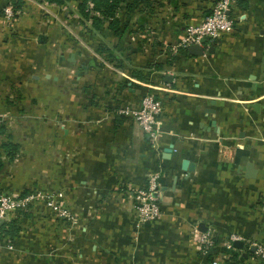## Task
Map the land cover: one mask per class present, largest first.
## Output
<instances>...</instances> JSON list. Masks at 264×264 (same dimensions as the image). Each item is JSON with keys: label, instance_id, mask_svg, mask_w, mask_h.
Here are the masks:
<instances>
[{"label": "crops", "instance_id": "obj_1", "mask_svg": "<svg viewBox=\"0 0 264 264\" xmlns=\"http://www.w3.org/2000/svg\"><path fill=\"white\" fill-rule=\"evenodd\" d=\"M14 1L7 23L0 0V142L19 150L0 192H61L77 224L17 212L0 264H264V0H238L234 30L203 56L180 43L214 0H122L117 32L93 4L85 19L82 0ZM148 94L162 101L156 137L121 113ZM152 174L161 217L137 231Z\"/></svg>", "mask_w": 264, "mask_h": 264}, {"label": "built area", "instance_id": "obj_2", "mask_svg": "<svg viewBox=\"0 0 264 264\" xmlns=\"http://www.w3.org/2000/svg\"><path fill=\"white\" fill-rule=\"evenodd\" d=\"M236 5L237 0H218L213 5L212 11L201 23L191 24L185 29L180 46L185 48L192 45L207 46L208 43L215 42L223 35L233 31L235 28V20L231 12ZM15 15V1L7 0L4 9V20L7 23L13 22ZM162 110V101L153 94H148L143 98L139 109H125L122 110L121 113L133 115L144 131L156 137L161 128V122L157 118L162 113ZM159 179V174L151 176L147 187L138 191L136 194L135 207L140 223L146 224L154 222L161 217V208L157 196ZM55 198L59 200L61 196L58 195ZM40 200H43L51 210L55 211L60 216H69L67 212L61 209V206L58 205L56 200L46 197L43 192L36 194L31 193L23 197L2 193L0 195V238L2 226L7 223L12 213L18 211H31L33 207L38 205ZM195 233L198 236L199 242L205 249L213 247L214 243L208 235L200 234L197 229H195ZM8 247L9 249H13L12 245ZM258 257L264 263L263 246L258 248ZM213 264H218V262H214Z\"/></svg>", "mask_w": 264, "mask_h": 264}, {"label": "trees", "instance_id": "obj_3", "mask_svg": "<svg viewBox=\"0 0 264 264\" xmlns=\"http://www.w3.org/2000/svg\"><path fill=\"white\" fill-rule=\"evenodd\" d=\"M49 4H56V5H62L66 2H71L74 0H43ZM218 0L213 1V5L217 2ZM241 3V1L237 0V3ZM93 4L94 5V10L96 12H99L102 17L105 19L109 20L110 23V28L115 29L116 32L118 31V24L119 20L117 18V12L122 4V0H82V2L79 5V11L82 14V16L85 19H91V10H89V5ZM213 8V7H212ZM212 11V10H211ZM94 24L96 25L97 29H101L102 27V21L101 18L95 19ZM19 150V145L12 141L8 142H0V170L4 167V157H9V158H14L15 155L18 153ZM2 193L0 192V195ZM34 208V207H33ZM22 214H28L29 212L26 211H19ZM18 212V213H19ZM18 227V223H5L2 226V234L1 238H5V236L12 237L14 236V232Z\"/></svg>", "mask_w": 264, "mask_h": 264}, {"label": "rangeland", "instance_id": "obj_4", "mask_svg": "<svg viewBox=\"0 0 264 264\" xmlns=\"http://www.w3.org/2000/svg\"><path fill=\"white\" fill-rule=\"evenodd\" d=\"M2 142V141H1ZM155 175V174H154ZM151 176H153V174L151 175ZM151 176L149 177V179H148V181H147V185H148V183H149V180L151 179ZM147 185H146V187H147ZM145 188V187H144ZM144 188H142V189H144ZM142 189H139L138 191H140V190H142ZM138 191H137V193H138ZM39 192H41V191H36V190H33V192H31V193H34V194H36V193H39ZM44 193V195L46 196V197H49V198H53L54 200H56L57 201V203H58V205H60L61 206V209L63 210V211H65V212H67L68 214H69V216L67 217L66 215H64V216H60L58 213H56L55 211H53V210H51L48 206H47V204L43 201V200H40L39 202H38V205H36L34 208L36 209L37 207H40V209L42 210V212H43V214L44 213H47V214H49L50 216H52L53 218H55V221H58L60 224H61V226H62V232L63 233H66V231H73V230H75L76 229V224H77V219H76V217H75V215H74V213L65 205V203H64V201H63V199H64V196H63V194L61 193V192H43ZM61 193V194H60ZM136 193V194H137ZM158 193H159V189H158ZM29 195V194H28ZM58 195H60L61 196V198H59V200L58 199H56L55 197H57ZM63 198V199H62ZM19 212V211H18ZM26 212H30V210H28V211H26ZM17 212H15V213H12L11 215H10V217L8 218V220H7V223L8 222H10L11 221V219L10 218H12L15 214H16ZM29 214V213H28ZM37 219V218H36ZM160 219V218H159ZM158 219V220H159ZM157 220V221H158ZM136 221H137V224H136V229H137V231H139L140 229H142V227L144 226V225H146V224H143V223H140L139 222V218H138V215H137V219H136ZM64 226V227H63ZM201 244V243H200ZM202 245V244H201ZM214 246V245H213ZM202 247H204L203 245H202ZM212 248V247H211ZM211 248H209V249H205V247H204V250L205 251H207V252H209V250H211Z\"/></svg>", "mask_w": 264, "mask_h": 264}, {"label": "water", "instance_id": "obj_5", "mask_svg": "<svg viewBox=\"0 0 264 264\" xmlns=\"http://www.w3.org/2000/svg\"><path fill=\"white\" fill-rule=\"evenodd\" d=\"M205 46L203 45H192L189 47V52L194 55V56H203L205 54ZM82 71H79L77 73V76H81ZM254 108L258 110L259 105H254ZM210 113H213V111H210ZM214 125V124H213ZM170 153V152H169ZM196 165L194 163H189L187 166H184V170L187 171L188 173H191L192 171H195ZM248 179H256L258 176V169L256 168L255 164L252 162H249L247 164L246 168V175ZM200 231L201 232H206L207 227L204 223L200 225Z\"/></svg>", "mask_w": 264, "mask_h": 264}]
</instances>
